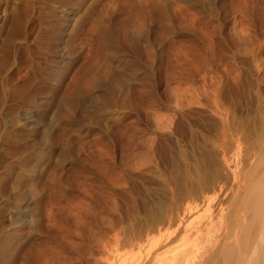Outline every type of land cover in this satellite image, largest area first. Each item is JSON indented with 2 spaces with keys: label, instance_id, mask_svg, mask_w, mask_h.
<instances>
[{
  "label": "rangeland",
  "instance_id": "1",
  "mask_svg": "<svg viewBox=\"0 0 264 264\" xmlns=\"http://www.w3.org/2000/svg\"><path fill=\"white\" fill-rule=\"evenodd\" d=\"M263 64L264 0H0V264H122Z\"/></svg>",
  "mask_w": 264,
  "mask_h": 264
},
{
  "label": "bare ground",
  "instance_id": "2",
  "mask_svg": "<svg viewBox=\"0 0 264 264\" xmlns=\"http://www.w3.org/2000/svg\"><path fill=\"white\" fill-rule=\"evenodd\" d=\"M226 109L215 112L219 132L210 139V150L199 157L200 162L196 158L190 186L181 185L183 192L175 195L173 190L167 206L155 208L153 213L150 209L141 230L127 239L131 250L120 259L122 264H264V115H258L261 122L252 127L255 129H244L234 125L237 120ZM144 140L140 148L145 151L143 155L138 152V158H144L153 146ZM134 249L138 252L133 253Z\"/></svg>",
  "mask_w": 264,
  "mask_h": 264
}]
</instances>
